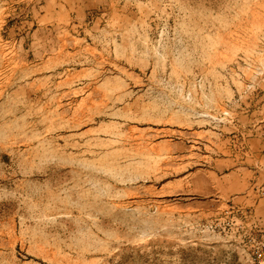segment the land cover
I'll return each mask as SVG.
<instances>
[{"label": "rangeland", "instance_id": "obj_1", "mask_svg": "<svg viewBox=\"0 0 264 264\" xmlns=\"http://www.w3.org/2000/svg\"><path fill=\"white\" fill-rule=\"evenodd\" d=\"M0 264H264V0H0Z\"/></svg>", "mask_w": 264, "mask_h": 264}, {"label": "crops", "instance_id": "obj_2", "mask_svg": "<svg viewBox=\"0 0 264 264\" xmlns=\"http://www.w3.org/2000/svg\"><path fill=\"white\" fill-rule=\"evenodd\" d=\"M250 199L248 198L246 201H249Z\"/></svg>", "mask_w": 264, "mask_h": 264}]
</instances>
